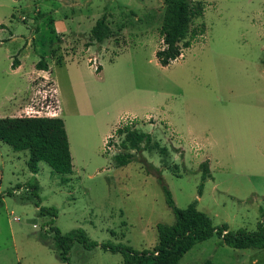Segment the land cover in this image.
Masks as SVG:
<instances>
[{
  "label": "rangeland",
  "instance_id": "obj_1",
  "mask_svg": "<svg viewBox=\"0 0 264 264\" xmlns=\"http://www.w3.org/2000/svg\"><path fill=\"white\" fill-rule=\"evenodd\" d=\"M8 1L0 0V20L8 27L0 34V71L7 69L6 56L15 52L8 39L23 47L34 35L37 50L35 55L30 48L28 65L40 61L50 43L62 55L73 56H83L93 46L106 90L98 92L96 104L84 102L70 119L67 112L73 107L69 101L63 105L71 175L54 173L45 163H39L34 175L26 151L0 142V264H123L118 253L87 250L77 242L62 261L50 246L53 227L64 236L82 230L98 244L152 250L157 225L175 223L158 169L176 207L193 205L214 226L232 232H254L264 224V0H193L204 4V15L193 21L182 41L190 47L167 67L155 57L163 47L164 0ZM102 16L111 36L93 42L90 31ZM51 19L66 21L68 33H56ZM51 68L61 80L63 70L53 63ZM38 81L35 95L25 99L31 108L14 116L38 117L56 110L50 79ZM16 86L0 72V100ZM132 114L137 119L122 127L118 119ZM126 127L149 134L151 143L136 154L143 164L116 167L114 157L122 152L124 137L116 131ZM205 153L212 168L211 177L202 182L200 165L209 166ZM33 179L40 207L54 209V214L42 216L35 208ZM178 264H264V248L219 246L213 236Z\"/></svg>",
  "mask_w": 264,
  "mask_h": 264
},
{
  "label": "trees",
  "instance_id": "obj_2",
  "mask_svg": "<svg viewBox=\"0 0 264 264\" xmlns=\"http://www.w3.org/2000/svg\"><path fill=\"white\" fill-rule=\"evenodd\" d=\"M20 1V0H16ZM164 15L161 25L163 47L155 52L157 63L167 67L177 60L184 48L190 45L182 43L189 33L194 20L202 18L205 6L200 1L193 0H164ZM93 42L100 43L111 36V30L102 16L91 29ZM203 32V29L200 30ZM264 67V58L262 60ZM12 66H15L13 61ZM36 69L47 71V66L41 58ZM97 71L99 68L96 69ZM124 136L121 143L122 152L115 155L116 167H124L136 160V154L144 151L151 143L147 133L132 131L126 127L116 131ZM0 142L8 145L16 152L28 153V168L34 175L38 173L39 163H45L52 172L60 175H71L73 171L72 157L64 122L58 117H16L0 118ZM133 151L134 153L130 152ZM143 164V162L138 161ZM152 167V165H149ZM203 169L202 182L208 176L207 163L200 165ZM153 168V167H152ZM157 180L161 185L165 202L174 215L172 226L157 225L158 241L152 250L135 251L130 247L113 245L111 243L98 244L90 240L84 231L74 230L67 236L53 227L51 247L59 252L62 261H67V255L74 242L80 243L87 250L101 249L122 256L123 264H178L180 259L196 244L206 241L213 236L218 239L219 246L232 249H262L264 248V224H259L254 232L238 230L229 231L226 226H214L210 217L198 211L193 205L185 209L176 207L172 195L157 170ZM33 189L35 208L40 215L55 213L54 209L40 207L37 181L30 184ZM0 195V206L2 204ZM40 239L47 240L45 234L40 233Z\"/></svg>",
  "mask_w": 264,
  "mask_h": 264
},
{
  "label": "crops",
  "instance_id": "obj_3",
  "mask_svg": "<svg viewBox=\"0 0 264 264\" xmlns=\"http://www.w3.org/2000/svg\"><path fill=\"white\" fill-rule=\"evenodd\" d=\"M22 1L23 0L20 1L9 0L8 2H13L14 4H16ZM2 6H3L2 3H0V8H2ZM35 12L40 16L41 14L40 10L36 9ZM62 18H64L65 20V17ZM21 20L25 21V18L22 17ZM51 21L54 22L53 27L56 33L61 32L63 35H66L68 33V29L66 28V25L64 23L66 21H63L61 19L57 20L59 22L55 21L54 19H51ZM6 29H8V27L4 23V20H0V34L4 32ZM33 32L38 34L39 30L35 29L33 30ZM35 40L36 39L33 35L23 47H20L19 43L15 40V38L8 39L7 41L8 43L13 44L15 52L13 55L8 54L6 56L8 60L7 69L3 71L1 70L0 72L2 73L3 77L4 76L11 77L17 86L14 87L9 94L1 98L0 118H16L17 116H14L15 113L23 110L26 107L31 108L30 104L29 105L25 104V99L27 97H31L35 95L36 92L35 85H37L36 80H39L38 84H44L46 83V79L49 78L51 82L50 86H52L53 88L54 97L56 100V110L53 112L52 115H45V116L39 115L38 117H58L63 120L69 141L70 153H71L69 128H68V122L64 118L63 105L64 106L66 105L67 107L66 103L67 101H69L70 102L69 104H71V106L73 107V112L67 109L68 110L67 117L70 119L73 115H76V112L79 113V110L83 106L84 102H86L89 106L96 104L98 102L97 99L99 95L98 92L100 91L105 93L106 90V85L104 86V82H102L103 66L99 63L98 64L96 63L97 66L95 63L94 64L89 63L90 59L93 58L96 59V57L99 55L97 52L93 51L92 49L93 46L87 48L83 56H77V55L73 56V55H64V54L62 55L61 50L58 48V46L52 45L50 43V46L52 47L49 48V52L47 51L46 54L45 53L41 54L43 55L42 59L44 60L47 66V71L38 70L35 67L37 61L33 62L31 65H28L26 63L27 57L30 54V48L32 49L33 54L36 53L37 48L35 47V42H36ZM182 55L183 53L181 54V56ZM13 61H15V66H12ZM50 63L59 66L60 69L63 70L61 80L59 79L57 80L55 76H53ZM97 68H99L98 71L96 70ZM103 96L104 94H102L101 98H103ZM130 116L134 117L135 120L137 119L136 116L133 114ZM120 118L118 119V121L120 120ZM147 119L148 118H145L144 120ZM164 124H166L172 130V132H174V130L171 128L172 126L169 123H164ZM113 130L109 135L105 136L103 143H105V141L108 138L112 137ZM175 138L178 140V137H174V139ZM177 143L181 147L178 141ZM182 150L185 149L182 148ZM198 150H200V152H203L202 149L200 148H198ZM202 155L206 156L208 154L205 153ZM206 158H208L209 160L208 162L209 164L208 176H209L212 168V160L208 156H206ZM198 200L196 201L197 203ZM239 250H243V249H239Z\"/></svg>",
  "mask_w": 264,
  "mask_h": 264
},
{
  "label": "built area",
  "instance_id": "obj_4",
  "mask_svg": "<svg viewBox=\"0 0 264 264\" xmlns=\"http://www.w3.org/2000/svg\"><path fill=\"white\" fill-rule=\"evenodd\" d=\"M92 60H93V64L96 63V59L95 58H93ZM134 120H135L134 117L125 116V117L120 118V121H121L120 124H121L122 127L123 126H129V125H131L134 122Z\"/></svg>",
  "mask_w": 264,
  "mask_h": 264
}]
</instances>
